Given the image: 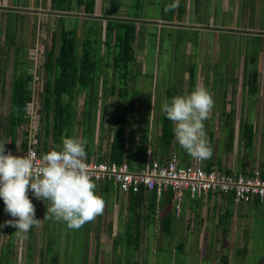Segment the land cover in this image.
<instances>
[{
    "label": "rangeland",
    "instance_id": "374dc122",
    "mask_svg": "<svg viewBox=\"0 0 264 264\" xmlns=\"http://www.w3.org/2000/svg\"><path fill=\"white\" fill-rule=\"evenodd\" d=\"M8 1L9 0L0 1V5L5 6V8L0 6V143L8 141V137H6L4 133V125L8 112L10 83L13 80V74L24 71L28 73L31 72L35 79H40V86L42 85L43 72L41 68V61L43 60V54H41L40 47L41 37H46V33L50 28L56 31L61 23L65 26H72L74 25V23H76L77 37L78 40H80L86 33L84 30L85 25H91V23H93V25L97 24L96 19L91 18V16L88 17V15V22H85L84 17L86 16V14H84L81 9L75 10L71 8L67 11L55 12L48 7V0H12L13 2L10 1L9 3ZM17 1L18 3H16ZM104 1L105 0H95L93 13L90 15H100V13L103 12V9L100 6ZM121 1H129L134 3L137 2V0ZM23 2L27 4H24ZM5 4L8 5L6 6ZM147 8L148 10H153L149 6H147ZM3 9H5V11L3 12L4 14L2 13ZM129 9L131 12H135L136 5H129ZM58 15H62L63 19L59 20L60 17ZM73 16H76L78 18L75 19L73 18ZM98 23L100 25H103V20H101L100 18L98 20ZM148 28L149 46L147 48L148 52L144 57L147 63L146 72L137 75L132 70H128L129 79H127V85L125 88L126 92L124 93V95H116L115 99L117 100V102H114L113 104H117L110 107L107 105L104 106L103 101H100L101 94L104 96L107 95L106 92H104V89L102 88L101 91L100 85H98L96 94L98 100L96 102L97 107L101 109L102 106V108H105V111L108 114L112 111L119 110L118 103L119 106L120 103H122L121 107H123L124 103L126 101H130L131 99H139L141 103L146 104V108H148L149 102L147 101V99L149 97L154 96L157 99L160 95L163 94V92L161 91L162 84H166L167 81L170 80L171 82L174 81L172 85H178L181 73L176 74V72L180 70L179 66L182 65L180 63L184 61L192 63L189 64L190 68L186 69L187 71H191L194 73V78H192V80H190V83H188V86L192 88L197 85L195 83L198 73L196 63L198 61H201V57L206 59L208 63L214 62L213 55L211 56L212 47L210 48V42L212 41V39L210 37L208 38L207 52L203 53L200 51L199 47L200 33H196L193 30L186 29V32L192 35L190 36L192 52L191 56L184 57L182 53H179L177 49H174L176 55L172 57V61L175 64V68L173 70L174 73L170 75V71H168L167 67H165L164 64L165 59L169 57V54L164 51L163 47H161L162 50L159 52V55L165 58H162L161 60V57H157V59L160 60V63L162 62V67H159L157 71L154 72L153 64L157 53L154 52L152 43L156 40V36H153V33H156V31L153 25H148ZM164 29L165 28L161 30V36L162 39L165 38L167 41L168 34L170 33L168 30L167 34L165 35ZM87 33L91 37H96L97 30L95 31V29H93L91 31H88ZM100 37L101 39L103 38V29L100 32ZM247 39V36H242L241 40H239L238 43L235 44V47H233V54H229L228 51L225 50L226 56L229 54L228 59L230 64L237 65L239 60H241L242 62L243 59L242 67L244 66V68H242L243 74L241 79L242 83L240 91H237L235 94H233L232 90H230L228 93L229 98L225 99L224 101L221 98L215 99L214 107H216L218 114H212L209 118L210 121L209 119H207L208 121L206 120L204 124L205 131L207 132V136L212 147V154L214 153L217 155V153H220L223 143L228 141V134L230 129L229 126L231 127L232 116H234L235 121L233 122V138L236 139V137H238L242 141V144H239L237 150L235 148L233 150H230L228 154V156L230 157L229 159H231V161L233 162L235 156L241 160L240 165H246L249 163V165H252L249 167H254L256 165L262 167L264 166V163L261 162V159H263L264 162V82L259 80V83L249 84L248 76H250L249 73L253 69L251 67V61L247 57L249 56V49L251 47V44ZM19 42L21 45L18 44ZM221 44L223 46H227L226 42L224 44ZM97 45V55L98 57L102 58L104 57V53L102 54L103 48L100 44ZM216 46H218V44ZM236 51H239V54H242V58L241 56L238 57ZM221 57L224 58V56L222 55ZM98 61V64H100V62L102 64V61L104 60L99 59ZM109 62L110 61H108V64ZM105 64L106 66L104 65L105 68H102V72L107 73L108 66L107 63ZM225 66L226 64L221 65L222 71L224 70ZM109 69L111 68L109 67ZM110 71H108V73H110L111 75L112 72ZM211 72V68H208V70H206V73H208V75ZM236 72H240L239 65L236 68ZM114 75H116V73ZM213 75L214 78L217 79V74L213 73ZM259 76H261V74H259ZM110 77L114 78L115 76ZM113 81L116 82V78ZM172 85L169 86V90H173V88H175ZM223 86L226 87V84L222 85V88ZM182 87L184 86H179V91L182 90L180 89ZM255 88H257L256 92ZM192 90L193 89H190L186 91V93H190ZM83 97V90H74L73 105L75 109H78V107L82 104ZM31 100L34 101V106L28 108L29 110L27 109L29 113V118L27 119L28 121H26L24 125L21 124L20 126H17L16 139H20V137H22L21 130L22 128L26 127V124L28 123H30L29 127H34L35 129L38 128V131H42L41 115L38 116L36 112H33L36 107L35 92H33ZM155 103L156 101L154 102L153 106H155ZM222 104L226 105V107L234 108V112L233 110L229 111L227 121H230L227 126L222 125V122H224L225 118L223 117L222 119L221 116V109L223 106ZM109 116H111V114ZM95 118L97 119V116ZM245 121L251 123L252 129L254 131V136L250 146H246L244 144L245 139L242 138L241 131L238 125L239 122L242 123ZM75 123L76 122H74L73 124V130H71V135L73 137H76L74 131L76 133L77 127H79ZM103 128L105 130L108 128V120L106 118ZM97 130L98 126L96 125L94 131L91 133L94 140H96V135H98ZM101 135L102 132H100L99 136ZM40 136L42 137L41 134ZM140 137H142L141 131ZM83 138L86 139V136L84 135ZM47 141L48 143L52 142L49 134L47 135ZM103 141H101V139L98 141L101 145L99 146L101 149L99 153H103L106 150V147H104L105 144H101L103 143ZM55 142H57V140ZM39 143L41 144L40 141ZM97 147V143L93 142L92 149L95 151ZM93 154L91 153V155L89 156V160H92L94 158ZM108 186L113 189L111 183H108ZM96 192L98 193L97 189ZM99 195L102 196L105 200L104 211L102 214H100V220L105 221L108 213L113 211L114 194L112 191H110L100 193ZM28 196L32 203L35 205L36 218L40 219L39 226H33L27 233H19L13 226L5 225L4 227H0V241L4 242L7 238H11L13 240L12 247L14 246V253L12 255H8V253L5 254V257L8 259L9 264H101L100 262H103L102 257L107 254L103 251H107L109 249V244L107 242L105 243L103 238L101 241H99V236L102 235L101 233L106 235V232H108V226H106L105 222H102L101 229L97 228L99 222V219L97 220V218H95L91 222L85 223L79 229H70L64 222L45 218L49 215L47 213V207L50 203L49 201L43 202L41 200H37L32 195L31 190H29ZM119 196L123 200H126L127 198V200L130 201V198L128 196L126 197L125 194H119ZM201 203L202 202H200L198 205H201ZM222 205L223 204H221V206ZM229 207L232 208V205H230ZM122 210H124V213L126 215V220L123 221V223L121 222V218L123 217V215L120 214ZM135 210L136 209L132 206L127 209L123 206L120 207V211L118 213L119 221L117 225V236L118 238H121L122 242H125L126 240L124 231L126 230L127 225L128 228L132 229V225L135 222ZM11 219L14 218L5 212L4 202L2 199H0V224H4L6 220ZM216 219V216H213V218L211 219V223L212 221H216ZM226 221V236H219L221 237L220 241L222 240V243L220 244V246H218L217 240H213L212 242L213 249L220 247L219 250L215 252V258L218 260L221 255H228L227 252L229 251L230 254H234V264H237L239 261L242 262H239L240 264H264V206H262L261 208H257L254 206L252 207L251 204H246L240 205L235 209L232 208L231 216L229 217V220H224V222ZM246 225H248V227H246ZM217 229L219 228L217 227ZM243 230L246 233L244 235L246 236V244L245 246H240L239 253L237 252L236 254L234 253L236 249L234 248L235 242L233 241H235V239L239 240V234ZM222 233L223 232H221V234ZM144 235V256L146 257V253L152 255L155 264H193L195 263V261H197L195 255L198 250L196 248L197 246L195 244V241L192 239V237L195 238V233L193 235H187V238L184 240L180 233L178 236L176 234L170 235V233H167L163 229L162 233H160L159 228L156 229L153 228L152 225H149L146 226ZM159 238L161 243L157 241ZM177 240L181 241V246L178 249H175L177 248L178 244L170 243H173ZM170 248L173 249L169 251ZM6 249L7 247L4 248L5 252ZM118 249L121 250V253H119ZM117 250L118 255L117 257L115 256V259H118L119 256L122 255V257H124L122 264L133 263V260L130 258V254H132L131 250H129L130 254H126L124 252L126 249H122L119 243L117 244ZM165 252L168 253L164 255ZM242 252L244 253V258L242 257ZM172 254L175 256H172ZM145 263L148 262L146 261Z\"/></svg>",
    "mask_w": 264,
    "mask_h": 264
},
{
    "label": "crops",
    "instance_id": "0c3cea01",
    "mask_svg": "<svg viewBox=\"0 0 264 264\" xmlns=\"http://www.w3.org/2000/svg\"><path fill=\"white\" fill-rule=\"evenodd\" d=\"M133 4L136 5L135 12H131L129 9V5ZM5 5L7 6L8 4ZM0 6L4 7L3 5ZM147 6L151 7L153 10H148ZM100 7L103 9V12L100 13V15H106L108 12L107 0L102 2ZM120 9L122 10V16L134 19L135 33L132 42L133 58L129 63V70H132L137 75L143 72L145 73L147 68V63L144 57L148 52L147 48L149 46L148 25H153L156 31V33H153V36H156V40L152 43L154 52L157 53L153 64L154 72H156L159 67H162V62L160 63V60H158L157 57H161V60L162 58H165L159 55V52L162 50L161 47H163L164 51L169 54V57L165 59L164 64L168 71H170V75L174 73L173 70L175 68V64L172 61V57L176 55L174 49H177L179 53L184 55V57L191 56L190 36L192 35L187 33L186 29L200 33L199 47L200 51L203 53L207 52L208 38L210 37L212 39L210 42V48L212 47L211 56L213 55L214 62L208 63L206 59L201 57V61L196 63L198 73L195 82L197 85L195 87L192 88L188 86L190 80L194 78V73L187 71L186 69L190 68L189 64L192 63L184 61L180 63L182 64L179 66L180 70L176 72V74L181 73L178 85H172L174 81L171 82L170 80L167 81L166 84H162L161 91L163 94L157 99L154 96L149 97L147 99L149 102L148 108H146V104H142L139 99H133L128 102L126 101V103L129 104V111L125 114L128 117V128L126 129L124 147H126L128 152L131 154H129V158H132L130 163L138 165L142 164L145 160V158L140 160L135 153V147L140 143L146 145V154L149 153V157L160 159L166 158L170 154L175 153L181 162H187L192 157H190L186 151L179 146L174 136L170 139V143L166 148L158 144L160 132L158 116L162 111L161 105L166 98L165 93L170 85L175 87L177 93L179 91V86L183 85L184 87L180 88L182 90L179 91V94H188L186 91L190 89L205 87L213 93L214 100L221 98L224 101L229 98L228 93L230 90H232L233 94L240 91L243 74L242 68H244V66L242 67L243 59L242 62L238 59L239 62L237 65L230 64L228 55L233 54V47H235V44L241 40L242 36H247V40L251 44L249 56H247L251 61V67L253 69L249 73L250 76H248L249 84L259 83V80L264 82V0H137L135 3L124 1L123 6L120 7ZM93 18H95L96 21L99 20L97 17ZM163 28H165V35L168 30L170 33L168 34L167 41L165 38L162 39L161 36V30ZM225 42L227 43V46H223L221 44H224ZM217 44L218 46H216ZM225 50L229 53L227 56ZM236 53L238 54V57L241 56L242 58V54H239V51H236ZM221 55L224 56V58H222ZM222 64H226L223 71L221 67ZM238 65L240 68L239 73L236 72ZM208 68H211L212 71L209 75L206 73ZM213 73L217 74V79L214 78ZM259 74H261V76H259ZM224 84H226V87L223 86L222 88V85ZM256 91L257 88H255V92ZM114 97L115 96L111 95L109 98L114 99ZM155 101V106H153ZM221 110L222 119L225 117L222 125L227 126L230 121H227L229 111L233 110L234 112V108L223 105ZM212 114H218L216 107H213L211 115ZM234 121V116H232V125L231 127L229 126L228 141L223 143L220 153H217V155L213 153L214 155H211L212 158L202 160L203 164L207 166L216 165L223 170H244L245 168L247 169L250 168L249 166H252L249 165V163L246 165H240L241 160L235 156L233 162L229 159L230 157L228 154L230 150H233L234 148L237 150L239 144H242V141L239 140L238 137H236V139L233 138ZM140 131L142 133V137H140ZM109 132L110 131L107 133L102 132L101 138L96 135V140L93 139V142L98 143L100 139L101 141L105 139L101 144H106ZM74 134L76 135L75 131ZM56 143H58L57 145H60L62 140H59V142ZM53 145L57 146L55 143ZM99 145L100 144L98 143V146ZM50 146L51 144L49 143L48 150ZM94 155L95 154H93V157ZM261 162L264 163L263 159H261ZM256 166L259 167V165ZM263 167L264 166H262V168ZM95 183L98 195L100 193L110 191L114 194L113 211L110 213L107 211L108 216H106L105 221L100 220V215L96 217L97 220L99 219L97 228H102V222H105L106 226H108V232H106V235L101 233L102 235L99 236V241L103 238L105 243L107 242L109 244V249L107 251H103L107 254L102 257L103 262H100L101 264H122L123 262L124 257H122V255H120L118 259H115V256L117 257L118 255V250L119 253H121L120 249L117 250V244L119 243L120 245L122 243L121 238H118L117 236V225L119 221L118 213L121 206L126 209L133 206L136 209L134 214L136 213L142 215L137 219L138 222L136 228L138 229V232L133 234L132 243L124 247L120 245L122 249H126L124 251L126 254H130L129 250L132 251V254H130V258L133 260L132 264H144L146 261L148 263L145 264H155L152 255L146 253V257L144 256V233L146 226L149 225H152L153 228L156 229L159 228L160 233H162V229L167 233H170V235L176 234L178 236L180 233L184 240L187 238V235H193L195 233V238L192 237V239L195 241L198 251L195 255L197 261L193 264H234V254H230L228 251V255H221V257L217 260L215 258V252L219 250L220 247H217L216 249L212 248L213 240H217L218 246H220L222 240L220 241L221 237L219 236H226L225 230L227 221L224 222L223 220H229V217L231 216V209L238 208L240 205L251 204L252 207L254 206L257 208L264 206V204L255 202L234 204L228 197L208 192L197 198H190L183 193L180 197L178 207L175 208L172 197L166 196L165 193H163L160 198V202L154 205V220L149 222L147 217L143 215L147 212V199L145 201H141L139 204H133L130 203L127 198L126 200H123L119 196V194H125L127 197V193L119 191L114 187L111 189L108 186V183L103 184V182L98 181H95ZM200 202H202L201 205H198ZM221 204L223 205L221 206ZM229 204L232 205V208L229 207ZM225 212H229V214L225 215ZM165 213L171 216V221L164 224V220L161 219ZM120 214L123 215L121 218V222L123 223V221L126 220L124 210H122ZM213 216H216L217 219L211 223ZM219 216L225 217L219 220ZM134 223L136 224V222ZM217 227L219 229H217ZM246 227H248V225H246ZM221 232L223 233L221 234ZM245 234L246 233L243 230L239 234V240L235 239V241H233L235 242L234 248L236 249L234 253H239V247H242L243 245L245 246ZM160 238L157 240L158 242H160ZM175 243L178 244L175 249H178L181 246V241L177 240L170 244ZM172 249L173 248H170L169 251ZM167 253L168 252H165L164 255ZM172 256L175 255L172 254ZM242 257L244 258V253L242 254Z\"/></svg>",
    "mask_w": 264,
    "mask_h": 264
},
{
    "label": "trees",
    "instance_id": "16d2710c",
    "mask_svg": "<svg viewBox=\"0 0 264 264\" xmlns=\"http://www.w3.org/2000/svg\"><path fill=\"white\" fill-rule=\"evenodd\" d=\"M13 2L9 0V2ZM95 0H48V7L55 12L67 11L71 8L75 10L81 9L86 16L84 21L86 22L88 17L94 16L98 19H103V25H100L97 20V24L85 25L84 36L78 40L76 23L72 26H65L60 24L56 31L50 28L46 37H41V54H43V60L41 61V68L43 72L42 85L35 88L37 111L41 115L42 131L37 133L38 140H40L42 149H46L51 144L49 150L55 148L53 144L57 145L55 141L59 142L64 137H72L71 130H73V124H77L76 137L86 136V153L88 158L91 153L94 152V157L97 160L106 158L108 160L121 161L122 159L129 160V152L124 147V139L126 138V129L128 128V117L125 115L129 111V104L118 103L119 110L106 113L105 108L99 109L97 107V89L100 85V89H104L106 92V98L101 93V100L104 106H113L114 99L109 97L116 95H124L126 92V85L128 76V63L133 58L132 42L135 33L134 19L122 16L123 6L121 0H107L106 15H90L93 13V6ZM18 3V1L16 2ZM5 8V6L3 7ZM5 11L3 9L2 13ZM4 14V13H3ZM88 15V17H87ZM62 20V15H58ZM77 19L78 17L73 16ZM58 19V17H57ZM86 19V20H85ZM23 20V19H22ZM77 21V20H76ZM88 22V21H87ZM95 29L97 30L96 37H91L87 32ZM103 29V38L100 37V32ZM19 45L20 42L18 43ZM103 48L102 54L104 57L100 58L97 55L98 45ZM99 59H102V64L99 63ZM108 61L109 64H108ZM107 63V73L102 72V68ZM102 66V67H101ZM109 67L111 69H109ZM105 68V67H104ZM111 70V71H110ZM108 71L112 72L111 75ZM116 73V75H114ZM103 74V76H102ZM110 76H115L110 77ZM116 78V82L113 80ZM12 81L10 83L9 91V104L8 112L6 115L5 130L4 133L8 137V143L13 145L16 138L17 126L26 123L29 115L25 112V108L29 104L30 94L32 92L31 72H18L13 74ZM113 79V80H112ZM98 83V84H97ZM80 89L84 91V97L82 104L75 109L73 105L74 90ZM172 91V92H171ZM173 93V94H171ZM176 89L166 91L165 101H171V98L178 95ZM107 99V100H106ZM106 100V101H105ZM133 100V99H131ZM130 100V101H131ZM107 102V103H106ZM98 108V112H97ZM97 112V114H96ZM111 114V116H109ZM132 114V113H130ZM97 116V119L95 118ZM105 118L108 120V128H103ZM50 121V123H49ZM74 121V122H73ZM160 132L158 144L166 148L170 143V139L174 136L173 124L166 117L165 113L161 111L158 116ZM98 126V137L101 138L100 132H109L107 142L104 147L106 150L103 153L100 152V145L94 151L93 148V136L95 126ZM239 128L242 138L245 139L244 144L250 146L254 136V131L250 122H239ZM76 129V128H75ZM79 129V130H78ZM101 130V131H99ZM42 135V137L40 136ZM50 135L52 142L47 141V135ZM26 135V127L22 129V143ZM105 135V134H104ZM240 140V139H239ZM99 143V142H98ZM97 143V145H98ZM100 144V143H99ZM44 150V151H49ZM147 152L146 145L140 143L135 147L136 156L143 160ZM131 155V154H130ZM166 196H171V190L165 188L163 190ZM130 203L139 204L141 201H147V212L144 213L149 222L153 221L154 215V191L148 193L128 192ZM133 207V206H132ZM229 214V212L224 213ZM142 216L141 214H134L135 222ZM161 220L163 223L171 221L169 214H164ZM225 216H219V220ZM224 221V220H223ZM148 222V223H149ZM136 224L132 225V229L126 227L125 235L126 240L122 242L121 246H128L132 243L133 234L138 232ZM1 231V230H0ZM13 240L7 238L6 241H0V264H9L5 254L12 255L14 253ZM7 247L6 252L4 248ZM54 259V257H53Z\"/></svg>",
    "mask_w": 264,
    "mask_h": 264
},
{
    "label": "clouds",
    "instance_id": "9594fccd",
    "mask_svg": "<svg viewBox=\"0 0 264 264\" xmlns=\"http://www.w3.org/2000/svg\"><path fill=\"white\" fill-rule=\"evenodd\" d=\"M40 83V79L32 75V92L26 113L34 106L31 98ZM214 104L209 89L196 87L190 93L175 95L170 102L164 101L161 105L173 124L175 140L194 159L211 158L212 147L204 122L210 118ZM36 108L37 104L33 112L40 116ZM29 125L26 124V134ZM38 132V128L35 129V136ZM36 139L42 148L37 136ZM17 140L22 138H15L13 145ZM24 143L21 141L22 145ZM86 144L83 137H64L62 143L45 153L41 163L37 164L31 153L13 155L11 151H5L4 146L10 145L8 141L0 143V199L4 202L5 212L14 218L6 220L0 227L13 226L19 233H27L33 226H39L40 219L36 218L29 190L37 200L50 202L47 207L49 215L45 218L64 222L70 229H79L102 214L105 200L97 194L96 183L87 168ZM131 160L129 158V163ZM154 201L155 204L160 202L155 198Z\"/></svg>",
    "mask_w": 264,
    "mask_h": 264
},
{
    "label": "built area",
    "instance_id": "2783aa9c",
    "mask_svg": "<svg viewBox=\"0 0 264 264\" xmlns=\"http://www.w3.org/2000/svg\"><path fill=\"white\" fill-rule=\"evenodd\" d=\"M25 141L24 145L20 140L14 145H5V151H11L13 155L31 153L35 162L40 164L42 156L48 151L37 145L34 127L28 126ZM86 165L94 181L111 183L112 187L124 193L142 191L145 194L153 190L158 201L163 190L169 188L175 208L183 193L197 198L211 192L228 197L234 204H264V167L223 170L194 158L181 162L175 153L160 159L149 157L147 153L143 163L138 165L126 159L117 162L106 158L97 160L95 157L89 160L88 157Z\"/></svg>",
    "mask_w": 264,
    "mask_h": 264
}]
</instances>
